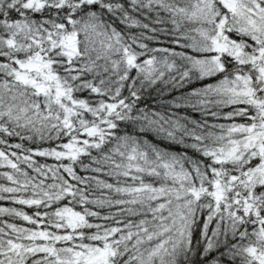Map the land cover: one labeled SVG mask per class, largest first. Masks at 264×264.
<instances>
[{
  "label": "snow or ice",
  "instance_id": "snow-or-ice-1",
  "mask_svg": "<svg viewBox=\"0 0 264 264\" xmlns=\"http://www.w3.org/2000/svg\"><path fill=\"white\" fill-rule=\"evenodd\" d=\"M0 264H264V0H0Z\"/></svg>",
  "mask_w": 264,
  "mask_h": 264
}]
</instances>
